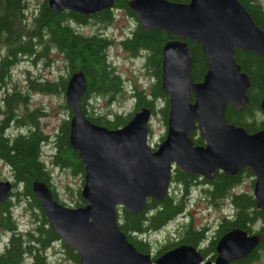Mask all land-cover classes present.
<instances>
[{
	"label": "water",
	"instance_id": "water-1",
	"mask_svg": "<svg viewBox=\"0 0 264 264\" xmlns=\"http://www.w3.org/2000/svg\"><path fill=\"white\" fill-rule=\"evenodd\" d=\"M115 0H49L57 12L71 9L92 14ZM145 29L154 27L177 35L163 46L162 85L169 94L167 131L155 147L149 142L153 110L143 106L123 126L110 128L89 119L82 107L87 90L83 70L71 73L66 100L72 107L70 141L85 163L82 196L85 205L71 206L54 196L51 186L33 185L50 224L61 240L75 249L81 264H229L251 253L259 233L236 226L218 240L215 259L205 260L194 244L168 249L155 260L141 251L120 226L119 207L145 209L149 198L169 194L173 170L212 178L215 171L232 175L249 167L256 175L254 195L264 208V128L249 132L230 122L231 104L243 108L250 101V75L236 56L238 48L264 58V29L241 0H129ZM189 39L200 43L208 69L202 80L193 77L194 55ZM264 91V73L262 78ZM264 111V96L260 101ZM198 129L205 143L197 144ZM13 188L0 180V201Z\"/></svg>",
	"mask_w": 264,
	"mask_h": 264
},
{
	"label": "trees",
	"instance_id": "trees-1",
	"mask_svg": "<svg viewBox=\"0 0 264 264\" xmlns=\"http://www.w3.org/2000/svg\"><path fill=\"white\" fill-rule=\"evenodd\" d=\"M189 1V0H176ZM253 15L255 21L264 29V4L261 0H241ZM117 6H126L129 15L136 20V26L130 34L120 40L122 47L132 55L144 57V68L153 77L149 88L135 86L132 88L134 109L127 113L110 109L104 113L91 111L88 105L93 96H103L111 102L126 90L125 78L113 65L109 50L115 39L100 33L101 26L106 27L114 22L117 15L111 8H104L89 19L75 10L55 11L48 0H43L36 8H32L31 24L27 25V17L21 13L20 0H5L0 3V49L3 45L9 51V57L2 60L0 69V90L6 87L9 77L12 76L11 68L20 61V54H35L40 60L48 62L50 50L56 47L62 52L63 66L67 74H61L57 79L29 78L28 90L14 84L12 93L6 91L5 108L6 116L0 119V159L6 162L13 173V190L9 196L0 201V227L9 232V241L0 250V264H22L25 255L34 254L31 264H50L45 259L53 241L60 239L59 235L50 224L48 217L42 209L39 196L33 189L36 180L47 182L54 196L59 199L55 184L52 182L51 170L44 157L43 145L52 141L54 151L50 154L53 165L70 169L74 174L85 177V163L70 141V118L64 119L58 126L56 134L50 136L44 132L39 121L38 107H30L32 90H41L45 93L64 94L71 73L83 70L87 77V90L82 97V107L86 116L93 122L117 128L126 124L133 114L143 106L152 108L153 113L159 112L168 121L170 110L169 94L162 85L163 46L165 42L176 35L161 28L145 29L139 20L138 13L132 9L129 0H115ZM28 15V13H27ZM25 22V23H24ZM95 24L93 33H84L78 29L77 24ZM24 23V24H23ZM76 23V24H75ZM194 55L193 77L202 80L208 69V60L200 43L188 40ZM237 59L252 79L249 88L250 101L243 108H235L229 104L226 116L230 122L244 126L249 132L264 128V111L260 101L264 96L262 78L264 73V58L254 50L238 48ZM69 113L72 107L65 101ZM18 109L22 110L17 114ZM20 115V116H19ZM17 127L16 132L7 131L12 125ZM197 130V129H196ZM192 136L197 144L205 140L197 131ZM165 134L162 136L164 139ZM174 180L181 185L182 193L177 197L171 193L161 199L149 198L144 210L130 212L119 207L120 226L127 233L129 239L144 252H151L153 245L147 234L155 232L178 216L186 212L187 202L191 190L198 184L210 203L216 205L219 198H229L235 205V214L232 217L220 219L216 236L212 239L207 234L208 226H195L192 219L179 227L174 237H168L158 253H161L179 243H191L204 246L200 248L205 255L214 258L217 253L215 245L217 237L235 226H240L249 231L255 228L262 234V240L255 249L240 258L238 264H253L264 252V208L257 207L253 190H243L234 193L231 189L242 180L241 173L227 175L216 171L213 178L201 179L199 175L176 169ZM247 175H245L246 177ZM79 190L76 205H85L87 202ZM25 199L38 224L27 231L19 228L14 217L13 200ZM60 200V199H59ZM68 258L80 263L78 252L63 242L62 244Z\"/></svg>",
	"mask_w": 264,
	"mask_h": 264
},
{
	"label": "rangeland",
	"instance_id": "rangeland-1",
	"mask_svg": "<svg viewBox=\"0 0 264 264\" xmlns=\"http://www.w3.org/2000/svg\"><path fill=\"white\" fill-rule=\"evenodd\" d=\"M42 1L43 0H31V7L28 11L29 17H31L32 8H37ZM261 1L264 4V0ZM122 13L123 12L118 10L114 22L108 25V27H104L105 30L103 31L115 39L109 53L113 65L121 73L122 77L125 78L126 90L123 94L118 95L116 100H111V102L103 96L91 97L88 105L91 107V111L95 110L98 113H104L110 109L125 113L132 111L134 109V99L131 95L132 88L135 86L149 88L153 83L152 75L147 73L144 68V57L142 55H132L130 51L124 49L119 43L122 38L130 34L137 22L132 15ZM77 26L85 31L91 30L90 24H77ZM53 57L55 58H49L47 63L46 60H38L35 63L27 60L19 61L10 70L12 76L8 79L6 89L16 84L29 91L27 89L29 83L28 77L56 79V77L61 74H67L63 66L62 58H60V56L56 57L55 55H53ZM2 94L3 92H0V96ZM65 101L67 100L64 94H49L37 92L36 90L31 91L29 105L30 107L37 106L46 111L45 115L39 116V121L44 132L50 136L56 134L58 126L64 119L72 117V113H69L68 108L65 106ZM1 118L2 115L0 114V119ZM7 131L16 132L17 127L13 124ZM166 131L167 123L164 120V116L158 111L154 112L151 117L149 128L150 144L155 147L162 140V136L164 134L166 135ZM196 131L199 133L198 129ZM52 144V141H49V143L43 145V149L44 157L47 158L48 161V168L51 170L52 182L55 184L58 192V197L61 202L67 205L77 206L76 200L79 198V190L83 187L84 177L81 174H74L70 169L52 164L50 156L52 151H54ZM2 179H11L13 181L14 177L10 166L0 159V180ZM242 186L245 190L252 189V185L248 181ZM242 188L239 186L237 190ZM169 193L177 197L182 193L179 182L171 183ZM13 201L14 215L17 218L19 228L23 231L33 229L38 224V220L26 203V200L21 199ZM227 212L229 213V210ZM223 215H225V212L222 211L219 204H211L204 190L197 185L191 190L186 212L171 221L167 226L155 232H150L146 236L152 242L153 252H157L162 243H164L169 236H173L174 240H178V237H175L173 232L177 233L179 227L191 219L195 226H208L207 234L209 236H214L217 225ZM9 236V232H6L0 227V250H2L9 241ZM58 243L59 244L54 243L52 247L48 249V261L55 264H79L70 260L62 247L63 245L60 244V242ZM30 261V255H25L22 264H29ZM253 264H264V252Z\"/></svg>",
	"mask_w": 264,
	"mask_h": 264
},
{
	"label": "flooded vegetation",
	"instance_id": "flooded-vegetation-1",
	"mask_svg": "<svg viewBox=\"0 0 264 264\" xmlns=\"http://www.w3.org/2000/svg\"><path fill=\"white\" fill-rule=\"evenodd\" d=\"M4 1L5 0H0V3H4ZM48 2H49V0H48ZM5 4V3H4ZM20 9H21V13H23L25 16H24V19H26V17H27V19H28V21L26 22V24L27 25H30L31 24V22H30V20H29V15H27V13H28V11H29V9H30V7H31V0H20ZM129 4V3H128ZM130 6V5H129ZM131 7V6H130ZM108 8V7H107ZM109 8H111L114 12H115V14L117 15V11L118 10H120L121 12H123L122 14H129V10L127 9V7L126 6H117L116 5V2L114 3V5L113 6H111V7H109ZM132 8V7H131ZM133 9V8H132ZM66 10H71V9H66ZM76 11V10H75ZM78 12V11H77ZM99 11H97V12H95V13H92V14H84V13H82V14H84V15H87V17H89V19H91V18H94V15L95 14H97ZM81 13V12H80ZM25 23V22H24ZM23 23V24H24ZM76 24V23H75ZM88 24H92V23H87V25ZM95 26H97V25H95V24H93V25H91V30H87V31H85L84 29H81V28H79V27H77L78 29H80L82 32H84V33H93V31L95 30ZM108 27V26H107ZM93 29V30H92ZM101 29L102 30H100V33H103L104 31L103 30H105V28L104 27H102L101 26ZM176 35V34H175ZM176 37H177V35H176ZM175 37V38H176ZM53 55H55L56 57H58V56H60V58H63V53L62 52H60L56 47H53V48H51V50H50V54H49V56H50V58H55V57H53ZM7 58V57H9V58H11V56L9 55V51L7 50V48L5 47V45H3L2 46V48L0 49V69L2 68V66H1V64H2V60L4 59V58ZM59 58V59H60ZM59 59H56V60H59ZM23 60H27V61H31V62H37L38 60H40V59H38L37 58V55H35V54H27V53H24V54H20V61H23ZM59 76H57L56 77V79L58 78ZM45 79H47L46 77H40V79L39 80H45ZM28 80H29V78H28ZM50 80H52V79H50ZM6 87H7V85H6ZM6 87H3L1 90H0V92H3V94L0 96V114L2 115V118H4L7 114H6V108H5V100H4V98H5V95H6V91L7 92H10V93H12L13 91H15L14 90V85L12 86V87H10V88H7L6 89ZM18 87H20V86H18ZM37 92H43V91H41V90H36ZM43 93H45V92H43ZM37 107V106H36ZM38 111H39V113H40V115L39 116H42V115H45L46 114V111H44L43 109H41V108H38ZM16 113L17 114H21L22 113V110H20V109H18V111H16ZM20 116V115H19ZM1 118V119H2ZM176 169H179L178 167H176L175 166V168H174V170H173V175H172V180H171V183L172 182H176L175 180H174V177H175V171H176ZM180 170V169H179ZM181 171H183V170H181ZM217 171H221V172H224L225 173V171L224 170H217ZM185 172H187V171H185ZM216 172V171H215ZM189 173H191V172H189ZM239 173H241V176H243V178H242V180L240 181V182H238L231 190L234 192V193H237V192H241V191H243V190H245V189H243L242 187V185L243 184H245L247 181L248 182H250V184L252 185V189L251 190H253V193H254V187H255V182H256V178H257V175H256V173L253 171V170H251L249 167H244V168H242L239 172H237V173H235V174H232V175H236V174H239ZM193 174H195V175H199L200 177L198 178V180H199V182H200V180L201 179H203V178H207V177H205L204 175H202V174H198V173H193ZM225 174H227V173H225ZM227 175H229V174H227ZM245 175H247L246 177H245ZM213 178V177H212ZM207 179H209V178H207ZM198 185H200V184H198ZM197 186V185H196ZM241 187L242 189H238L237 190V187ZM12 190H13V188H12ZM11 190V191H12ZM10 191V192H11ZM255 196V195H254ZM217 204H219V206L222 208V211L223 212H225V215H223L220 219H223L224 217H232V216H234V214H235V205L233 204V201L231 200V199H229V198H219V201L217 202ZM229 210V213L227 212ZM236 227V226H235ZM233 228V227H232ZM248 230V229H247ZM228 231V230H227ZM226 232V231H225ZM225 232H223L222 234H220L218 237H217V242H218V240L220 239V237L225 233ZM250 233H254V232H256V233H259L260 235H261V240H262V234L260 233V232H258L256 229H254L253 231H249ZM216 236V234L214 235V236H208V237H210V238H214ZM261 240H260V242H261ZM58 242H60V244H63V241L61 240V238L60 239H57V241H53V243L51 244V246L50 247H52V245L54 244V243H56V244H59ZM217 242H216V245H215V250H216V246H217ZM180 244H183V243H179V244H177V245H180ZM189 244H191V243H189ZM177 245H175V246H177ZM175 246H173V247H175ZM195 246H197L198 247V249L203 253V251L200 249V248H202L203 246H204V242L202 243V245L200 244V245H195ZM173 247H171V248H173ZM170 249V248H169ZM168 250V249H167ZM167 250H165V251H167ZM165 251H163V252H165ZM163 252H161V253H158V250H157V252H153V249H152V251L150 252L151 254H152V256H153V258H154V260L159 256V255H161ZM216 253H217V251H216ZM204 254V253H203ZM250 254V253H249ZM28 255H30V259L32 260V259H34L35 258V255L34 254H28ZM47 256H48V253L45 255V259L46 260H48L47 259ZM204 256H205V260H208V259H215V257L214 258H212V257H210L209 255H205L204 254ZM246 257H247V255H246ZM242 259V258H241ZM238 261H240V258L239 259H236V260H234V261H232V262H230L229 264H238L239 262ZM50 262V264H55V263H53V262H51V261H49ZM205 261H203V262H201V264H203ZM29 264H31V261L29 262ZM79 264H81V262L79 263Z\"/></svg>",
	"mask_w": 264,
	"mask_h": 264
}]
</instances>
